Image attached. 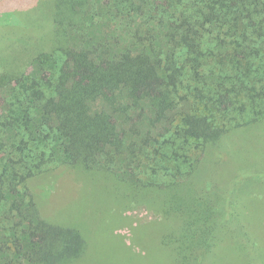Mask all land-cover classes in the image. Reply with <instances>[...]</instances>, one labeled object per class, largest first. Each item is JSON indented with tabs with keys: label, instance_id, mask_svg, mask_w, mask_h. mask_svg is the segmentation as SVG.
<instances>
[{
	"label": "trees",
	"instance_id": "trees-1",
	"mask_svg": "<svg viewBox=\"0 0 264 264\" xmlns=\"http://www.w3.org/2000/svg\"><path fill=\"white\" fill-rule=\"evenodd\" d=\"M67 6L48 50L0 49V264L86 256L43 210L62 171L75 197L82 178L96 191L89 208L144 204L162 264H264V0Z\"/></svg>",
	"mask_w": 264,
	"mask_h": 264
},
{
	"label": "rangeland",
	"instance_id": "rangeland-1",
	"mask_svg": "<svg viewBox=\"0 0 264 264\" xmlns=\"http://www.w3.org/2000/svg\"><path fill=\"white\" fill-rule=\"evenodd\" d=\"M71 1L73 0H0V49L3 48L4 54L13 61L20 60L30 53V49L26 48L29 43H34L32 47L36 49L41 47L48 50L49 46L53 45V34L47 29L49 21L57 16L59 11L67 8ZM18 14L26 20H20ZM25 32H29V41L10 44L9 36L23 37L26 36ZM37 43L38 47L35 46ZM2 56L0 52V58ZM1 63L3 66L7 64ZM20 66L22 71L27 70V60L21 62ZM156 86L157 82H150L144 87L141 86L140 90H145L146 87L154 92ZM242 145L245 147L251 144L245 142ZM60 173L61 179L56 184L51 181L44 183L47 193L42 195L45 204L43 210L55 220L74 222L83 232L86 239V256L71 264H162L157 260L158 253L155 249H145V243L149 240L145 236L147 231H151H146L145 225L151 221L153 214L144 204H131L116 211L117 205L109 204L108 201L106 207L91 205L89 208L88 202L92 196L97 197L96 191L90 192L88 189L85 192L86 181L82 178V191L75 197L78 187L72 186L73 173ZM87 184L88 187L91 185ZM53 202L60 206L54 213L47 211L53 207Z\"/></svg>",
	"mask_w": 264,
	"mask_h": 264
}]
</instances>
